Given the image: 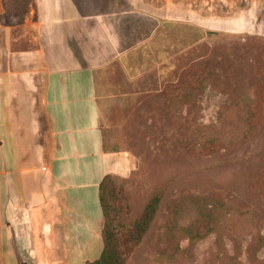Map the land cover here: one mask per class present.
Segmentation results:
<instances>
[{
    "label": "rangeland",
    "instance_id": "1",
    "mask_svg": "<svg viewBox=\"0 0 264 264\" xmlns=\"http://www.w3.org/2000/svg\"><path fill=\"white\" fill-rule=\"evenodd\" d=\"M158 14L132 76L107 79L126 92L102 102L106 148L135 162L114 180L128 217L160 196L125 264H264V0H164ZM85 208L79 257L93 259L102 240Z\"/></svg>",
    "mask_w": 264,
    "mask_h": 264
},
{
    "label": "crops",
    "instance_id": "2",
    "mask_svg": "<svg viewBox=\"0 0 264 264\" xmlns=\"http://www.w3.org/2000/svg\"><path fill=\"white\" fill-rule=\"evenodd\" d=\"M163 2L0 0V264L99 257H79L85 207L101 238L100 182L135 165L105 146L102 102L126 92L107 79L132 76L134 51L163 30Z\"/></svg>",
    "mask_w": 264,
    "mask_h": 264
},
{
    "label": "trees",
    "instance_id": "3",
    "mask_svg": "<svg viewBox=\"0 0 264 264\" xmlns=\"http://www.w3.org/2000/svg\"><path fill=\"white\" fill-rule=\"evenodd\" d=\"M19 21H22V17ZM189 96H191L190 90H184L176 98L182 101ZM115 179L107 175L100 182L99 202L103 216L101 230L103 247L98 258L88 260L84 264H125L131 249L140 243L157 212L160 196L155 194L138 217L129 218L127 206L122 202L123 192L121 187L115 184ZM263 247L264 240L261 239L257 250Z\"/></svg>",
    "mask_w": 264,
    "mask_h": 264
}]
</instances>
